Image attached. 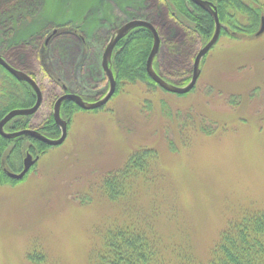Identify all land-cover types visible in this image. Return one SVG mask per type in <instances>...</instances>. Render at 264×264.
Instances as JSON below:
<instances>
[{
  "label": "rangeland",
  "instance_id": "obj_1",
  "mask_svg": "<svg viewBox=\"0 0 264 264\" xmlns=\"http://www.w3.org/2000/svg\"><path fill=\"white\" fill-rule=\"evenodd\" d=\"M30 1L2 17L0 52L34 42L8 56L38 77L46 96L51 85L34 49L71 93L103 98L109 90L105 49L124 24L144 20L149 0ZM146 90L129 88L97 116L76 114L66 142L37 162L28 181L0 188V264H36L28 259L34 248L45 257L37 264H94L105 229L130 222L151 224L168 248L166 258L173 248H188L205 263L231 220L264 209V38H222L188 97L153 89L152 110L141 112ZM207 125L219 129L202 134ZM146 146L161 153L154 171L134 195L108 200L99 189L103 177Z\"/></svg>",
  "mask_w": 264,
  "mask_h": 264
},
{
  "label": "trees",
  "instance_id": "obj_2",
  "mask_svg": "<svg viewBox=\"0 0 264 264\" xmlns=\"http://www.w3.org/2000/svg\"><path fill=\"white\" fill-rule=\"evenodd\" d=\"M205 1L211 2L216 7L222 25L218 44L224 37L235 42L264 38V33L261 36L257 35L264 19V0ZM29 2L32 1L29 0ZM5 3V9H0V22L4 14L11 9L28 2L27 0H7ZM149 4H151L147 7L149 14L143 19L152 23L161 39V47L153 64L154 70L168 83L186 86L192 79L193 65L199 50L212 39L215 33V21L208 12L192 3L191 0H156L155 4L153 0H149ZM38 7L40 4L32 7L30 11L32 15L37 13ZM65 28L70 27L67 25ZM56 30L59 31V29ZM11 32L12 30L9 29L6 36H9ZM32 43L15 42L0 52V55L13 67L30 75L43 93V102L37 113L31 116L15 117L6 124L5 131L33 129L49 139H59L61 129L53 116L54 105L59 97L65 93H71L70 89L44 67L42 50L38 53V50L34 49L33 53L36 52L39 65L42 66L40 72L51 85L49 96L45 95V89L39 84L38 77L32 71L17 67L8 56L12 48L28 50L33 46ZM153 44L152 32L144 27L133 29L119 41L114 49L110 65L117 82V89L109 103L123 95L129 88L144 86L147 89L145 93L147 98L142 101L140 111L150 112L153 108V99L149 95L155 94L152 92L153 89L178 98L188 97L195 92L197 85L188 94H173L163 90L149 77L146 66ZM209 53L201 62V74ZM83 98L88 102L95 101L87 97ZM36 100V94L29 84L17 80L0 66V121L14 109L32 107ZM160 104L165 106L163 100H160ZM105 107L106 105L100 109L86 111L71 101H64L61 116L68 123V133L76 114L97 116L105 110ZM45 109L48 111L42 119L34 122L39 112ZM218 129L219 127L212 128L207 125L201 126L199 131L205 135H212ZM184 133L185 128L181 134ZM167 143L170 151L176 153L175 143L170 140ZM53 148L56 147L28 136L6 139L0 135V188L18 186L28 181L39 163L21 180L10 178L7 172L18 173L23 166L24 156L28 153L39 157L40 161ZM160 158V151L154 147L146 146L134 150L122 166L103 177L99 187L101 193L110 201H118L134 195L140 181L148 179L154 171L153 166L159 163ZM163 244L164 242L151 224L130 222L123 225H111L103 232L101 245L94 252V264H264V209L246 210L239 218L231 220L221 232L211 250L210 259L205 263L200 261L191 250L188 251V248L186 250L173 248L170 252L171 258L168 259L165 255L168 248ZM36 253L37 250L34 248L28 253V259L37 264L36 259L43 260L45 257Z\"/></svg>",
  "mask_w": 264,
  "mask_h": 264
},
{
  "label": "water",
  "instance_id": "obj_3",
  "mask_svg": "<svg viewBox=\"0 0 264 264\" xmlns=\"http://www.w3.org/2000/svg\"><path fill=\"white\" fill-rule=\"evenodd\" d=\"M192 3L195 5L199 6L200 8L204 9L206 12H208L214 19L215 21V33L212 37V39L204 46L202 47L194 61L193 65V76L190 82L186 86H176L168 83L165 81L160 75L156 73L154 70L153 64L156 56L159 53L160 47H161V39L158 34V31L156 28L152 25L147 20H142V19H136V20H131L124 24L121 28H119L115 35L112 37L110 42L108 43L105 52L103 54V59H102V68L103 71L108 79L109 83V90L107 94L101 98L98 101L95 102H88L85 101L84 98L80 95L74 94V93H65L61 97L58 98L54 105V110H53V116L54 119L61 129V136L59 139H49L43 134H41L37 130L33 129H24L20 131H15V132H6L5 131V126L8 122H10L12 119L18 116H31L37 113V111L40 109L42 102H43V93L38 85V83L27 73L23 72L22 70H19L15 67H13L10 63H8L1 55H0V66L3 67L7 72H9L13 77H15L17 80L21 82H25L29 84L33 91L36 94L37 100L35 105H33L30 108H21V109H14L10 111L1 121H0V135L6 139H14L17 137L21 136H28L31 138H34L36 140H39L49 146L52 147H58L61 146L67 139L68 136V123L65 121L62 116H61V107L64 101H71L75 103L79 108L86 110V111H92L96 109H100L107 105L109 101L112 99V97L116 93L117 89V82L114 76V73L111 69V62H112V57L114 53V49L119 43L120 40H122L124 37H126L133 29L138 28V27H144L149 29L154 38V44L151 50V53L149 55L148 61H147V73L149 77L163 90L173 93V94H178V95H185L191 92L195 86L198 83V80L201 75V62L203 58L214 48V46L218 43L220 35H221V30H222V25L220 23V19L218 16V13L216 11V7L209 1L205 0H191ZM58 33L57 30L53 31L52 36H55ZM264 33V19L262 22V27L260 31L258 32V36H261ZM50 36L46 44L48 43L49 39L52 38ZM39 157H33L31 154H27L26 157L23 160V169L18 172H7L8 176L12 179L16 180H21L23 179L32 169L33 166L36 165V163L39 161Z\"/></svg>",
  "mask_w": 264,
  "mask_h": 264
}]
</instances>
